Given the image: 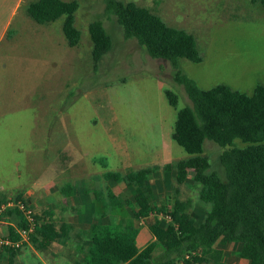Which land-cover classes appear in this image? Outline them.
Wrapping results in <instances>:
<instances>
[{
    "label": "rangeland",
    "instance_id": "1",
    "mask_svg": "<svg viewBox=\"0 0 264 264\" xmlns=\"http://www.w3.org/2000/svg\"><path fill=\"white\" fill-rule=\"evenodd\" d=\"M77 1L75 25L81 31L77 46H67L64 35L59 34L63 17L50 23L31 20L18 25L21 17L17 16L9 35L0 41V95L14 99L9 138L1 139L5 144L0 146V162H17L16 169H21L17 172L26 184L35 176L42 184L53 177L64 184L77 178L66 171L75 155L80 160L76 164L85 165V172L98 177H102L99 173L105 170L104 165L106 170L124 172L159 162L165 141H169V160L186 157L171 132L178 108L191 101L183 85L174 80L171 62L151 57L136 38L124 37L115 16L106 14L104 0ZM132 1L195 35L202 60L178 58V64L200 87L226 83L251 93L257 83L264 84V6L259 1ZM22 8L14 16L21 14ZM95 18L102 19L112 38L111 49L96 68L88 34V24ZM56 48L73 55L67 60ZM165 88L177 94L176 107L168 103ZM236 143L241 145L239 140ZM221 150L213 141H205L204 152L214 170ZM99 157L104 165L91 161ZM219 173L223 175V170ZM191 175L189 171L186 182L178 184L175 172L167 171L163 187L155 174L150 179L155 190L153 203L169 206L176 197H188V210L200 222L209 207L198 199L199 187ZM123 188L121 198L129 194ZM45 206L44 201H36L34 210ZM5 228L1 225L0 232ZM224 247H229L222 255L224 264H250L237 255L240 243ZM38 253L51 259L48 252ZM26 255H22L25 264H34L30 262L33 256ZM182 261L179 264H184Z\"/></svg>",
    "mask_w": 264,
    "mask_h": 264
},
{
    "label": "trees",
    "instance_id": "2",
    "mask_svg": "<svg viewBox=\"0 0 264 264\" xmlns=\"http://www.w3.org/2000/svg\"><path fill=\"white\" fill-rule=\"evenodd\" d=\"M254 1L264 6V0ZM104 2L106 14L115 16L124 37L136 38L151 57L173 65L174 80L183 85L191 104L178 108L171 138L188 155L166 163L163 170L174 169L178 184L186 182L191 171V180L199 187L198 199L209 208L197 222L195 214L188 210L187 200L176 197L169 206H156L151 199L150 179L159 169L157 165L124 172L105 169L101 178L124 187L132 198H121L122 193L113 192L109 185L93 189L103 210L94 215L90 224L82 264H179L181 260L184 264H224V251L214 247L217 242L240 243L237 255L247 258L250 264H264V84L257 83L251 93L226 83L200 87L178 64V58L202 60L192 32L168 24L159 14L132 0ZM78 6L77 0H32L27 2L26 13L40 24L63 17L61 30L67 44L77 46L81 38L75 25ZM88 34L92 66L96 68L111 49L112 38L99 18L89 22ZM164 94L168 103L176 107L177 94L167 88ZM206 140L222 148L216 170L204 152ZM60 190L69 195L72 184L66 182ZM17 200L29 206L21 194L14 202ZM126 209L130 219L112 222L111 212ZM155 211L169 215L170 220L155 219L148 225L153 239L139 248L136 237L140 221ZM33 214L35 224L29 240L36 249L46 250L53 241L67 235L56 227L51 211ZM0 218L12 221L17 228L28 225L16 205L5 207ZM8 229L10 238L19 237L12 225ZM3 248L15 256L21 247Z\"/></svg>",
    "mask_w": 264,
    "mask_h": 264
},
{
    "label": "crops",
    "instance_id": "3",
    "mask_svg": "<svg viewBox=\"0 0 264 264\" xmlns=\"http://www.w3.org/2000/svg\"><path fill=\"white\" fill-rule=\"evenodd\" d=\"M22 8L21 14L15 13ZM27 0H0V41L7 37L11 31L12 23L17 16L21 17L20 23L18 25H24L29 23L32 19L28 17L26 13ZM22 27V26H21ZM61 28V26H60ZM59 28V34L64 35L62 30ZM67 44V41H66ZM67 46H69L67 44ZM75 47V46H69ZM59 49V48H58ZM58 51V55L65 57H70L73 53L60 52ZM91 55V54H90ZM166 89V88H165ZM27 91V89H26ZM164 91V90H163ZM7 95H0V146L5 144L2 141V138H9L7 131L9 130L10 124V113L12 111L13 106V98L6 100ZM18 99V98H15ZM165 145L162 147L160 152L159 162H153L152 165L159 166V169L155 173L158 175V179L160 178V185L162 184L165 187V177L164 173L167 172L163 170V166L166 163L174 162L176 160H169L170 155V146L169 141H165ZM9 147V146H7ZM169 148V149H168ZM78 156L75 155L71 157V161H69L67 165V172H70V176H77V178H73L71 181H67L72 184V192L69 195H64L61 193V186L63 184L59 183V180L56 178H52L46 184H42L41 181L34 177L28 184L25 181L22 182L21 175L19 170L16 169L18 167V163H13L12 165L7 162H0V207L6 202L14 201L16 197L21 194L25 200H27L30 208L34 211H43L49 210L52 213V219L56 224V227L62 229V232H65L67 235L65 237L59 238L53 241L49 248L46 250H38L36 249L30 240L23 242L20 246L21 248L16 252L15 256H11L9 252H7L3 246H0V264H25L27 259H23L22 255L27 256L26 254H30L34 259L30 260L34 264H82L83 263V255L87 250L89 245V227L94 218V215L97 212L102 211L101 203L96 200L93 189L95 187L108 186L115 193H122V187H120L117 183L111 181L108 182L105 180V183H102L104 180L101 177H98L96 173L85 172L86 166H81L76 164L80 160ZM91 161L98 162L102 161V158H92ZM71 164V165H70ZM70 165V166H69ZM78 166V167H77ZM70 167H72V171H70ZM148 167V166H145ZM142 168V167H141ZM106 169V168H105ZM3 170L4 172H2ZM5 171H11L10 174ZM105 171V170H104ZM103 172L99 174L103 175ZM170 171L175 172L174 169ZM77 174V175H76ZM154 177V176H153ZM157 179V178H156ZM155 179V180H156ZM93 180V181H91ZM163 181V183H162ZM156 182V181H155ZM158 182H156V185ZM155 184V183H154ZM197 187V186H196ZM195 187V188H196ZM198 188V187H197ZM176 193L180 192V189H175ZM198 191V190H197ZM154 192L152 191L151 199L154 202ZM182 193V191H181ZM198 196V195H197ZM128 198L131 199L130 194L127 195ZM181 197V195H178ZM187 199H190L186 197ZM186 198H180V200H185ZM36 201H44L46 204L45 207H37V210H34L36 205ZM4 202V203H3ZM28 206V207H29ZM110 219L112 222L120 223L124 219H130L128 211H119L115 210L111 212ZM170 219L169 215H165L160 212H154L149 216L145 217L140 221V228L136 237L137 246L139 248H143L148 242L153 239L151 231L148 227L151 223L157 220H165L168 221ZM126 221V220H125ZM163 223V222H162ZM5 225V231L3 233L0 232L2 236H9L8 226L12 225L14 229L20 230L22 227L17 228L12 221L7 219H1L0 226ZM230 246L231 243L227 242L223 245H219V242L214 244L216 249H222L224 252ZM241 247V244H240ZM239 247V249H240ZM18 248V247H17ZM237 248V247H236ZM161 247H158V251ZM41 253H50L51 259L46 260V258L39 255Z\"/></svg>",
    "mask_w": 264,
    "mask_h": 264
},
{
    "label": "built area",
    "instance_id": "4",
    "mask_svg": "<svg viewBox=\"0 0 264 264\" xmlns=\"http://www.w3.org/2000/svg\"><path fill=\"white\" fill-rule=\"evenodd\" d=\"M11 205L18 206V208L23 212V215L25 219L27 220L28 225L25 228L17 230L19 237L16 239H12L9 236L0 235V246H8V247L17 248V247H20L24 241L26 242L27 239L29 240V233L32 232L34 229L35 219H34L33 210L30 207L26 206L20 200H17L16 202L9 201L1 205L0 214L5 207L11 206ZM0 222H1V218H0Z\"/></svg>",
    "mask_w": 264,
    "mask_h": 264
}]
</instances>
